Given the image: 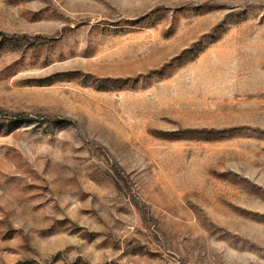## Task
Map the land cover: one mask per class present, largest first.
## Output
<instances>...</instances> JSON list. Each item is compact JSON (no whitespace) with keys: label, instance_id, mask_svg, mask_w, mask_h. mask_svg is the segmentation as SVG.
Wrapping results in <instances>:
<instances>
[{"label":"rangeland","instance_id":"obj_1","mask_svg":"<svg viewBox=\"0 0 264 264\" xmlns=\"http://www.w3.org/2000/svg\"><path fill=\"white\" fill-rule=\"evenodd\" d=\"M0 264H264V0H0Z\"/></svg>","mask_w":264,"mask_h":264},{"label":"trees","instance_id":"obj_2","mask_svg":"<svg viewBox=\"0 0 264 264\" xmlns=\"http://www.w3.org/2000/svg\"><path fill=\"white\" fill-rule=\"evenodd\" d=\"M13 117H15L14 119H20L21 118V116H19V115H13Z\"/></svg>","mask_w":264,"mask_h":264}]
</instances>
